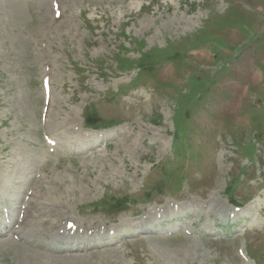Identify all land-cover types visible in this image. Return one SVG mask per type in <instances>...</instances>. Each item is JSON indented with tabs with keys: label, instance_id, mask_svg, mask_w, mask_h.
<instances>
[{
	"label": "rangeland",
	"instance_id": "rangeland-1",
	"mask_svg": "<svg viewBox=\"0 0 264 264\" xmlns=\"http://www.w3.org/2000/svg\"><path fill=\"white\" fill-rule=\"evenodd\" d=\"M0 181V264H264V0H0Z\"/></svg>",
	"mask_w": 264,
	"mask_h": 264
},
{
	"label": "bare ground",
	"instance_id": "bare-ground-1",
	"mask_svg": "<svg viewBox=\"0 0 264 264\" xmlns=\"http://www.w3.org/2000/svg\"><path fill=\"white\" fill-rule=\"evenodd\" d=\"M52 95H53V93H52V90H51V95H50V98H52ZM49 98V100L51 101V99ZM72 121V120H71ZM66 124H67V122H66ZM103 135H99V137H102ZM0 187H3V182L2 181H0ZM39 198V197H38ZM28 203H30V209H31V207H32V203H34V200H30ZM27 205V204H26ZM26 209H27V206H26ZM25 211V210H24ZM28 210H26L25 212H24V214H25V217H24V220H23V223L26 221V218H28V215L31 213V212H27ZM193 211V210H192ZM258 212H264V210L262 209V208H259L258 209ZM45 213H48V214H52L51 212H45ZM32 214H34V213H32ZM150 215H151V213H150ZM61 220H65V219H69V220H67V222L65 223V225H64V228H59V230L57 231V232H55V233H53L50 237H51V240L52 241H57V240H62V239H67L68 240V238H69V235L70 234H73V236H74V238H81V239H86V236L85 235H83V234H80V232H78V233H75V232H73L72 231V229H68L67 228V224H69V223H71V222H73V220H71L70 219V217L67 215V213L66 212H63V213H61L60 214V212H59V215H57ZM61 220H60V222H61ZM17 224V223H16ZM146 224L147 223H144V224H142L143 226H146ZM75 225H77L75 222H74V226ZM121 226H123V223L121 224ZM51 227H53V226H51ZM76 227V226H75ZM87 228H88V226H86ZM80 228H82V227H79V229ZM92 228H90V229H87V230H91ZM94 233H97V231H95ZM121 237H124V236H126V234L125 235H120ZM80 249V248H79ZM47 251H49V252H52V253H59L60 254V251H55V250H50V249H48Z\"/></svg>",
	"mask_w": 264,
	"mask_h": 264
}]
</instances>
